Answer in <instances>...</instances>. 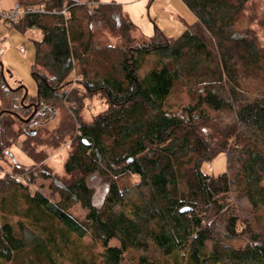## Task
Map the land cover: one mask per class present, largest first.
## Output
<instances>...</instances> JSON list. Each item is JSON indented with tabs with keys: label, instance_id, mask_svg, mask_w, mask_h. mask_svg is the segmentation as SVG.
Listing matches in <instances>:
<instances>
[{
	"label": "trees",
	"instance_id": "16d2710c",
	"mask_svg": "<svg viewBox=\"0 0 264 264\" xmlns=\"http://www.w3.org/2000/svg\"><path fill=\"white\" fill-rule=\"evenodd\" d=\"M182 1L196 20L178 37L158 25L143 37L114 1L17 0L46 10L10 22L43 34L38 92L21 103L25 88L8 87L0 66V157L16 142L36 162L43 146L71 149L64 175L46 164L30 175L49 193L0 177V264H126L135 251L136 264H264V0ZM76 60L81 86L67 97ZM179 92L188 101L177 105ZM96 94L108 106L87 120L84 97ZM221 153L226 169L207 172ZM96 173L108 178L101 196ZM20 194L30 221L8 215L6 198L17 206Z\"/></svg>",
	"mask_w": 264,
	"mask_h": 264
},
{
	"label": "rangeland",
	"instance_id": "374dc122",
	"mask_svg": "<svg viewBox=\"0 0 264 264\" xmlns=\"http://www.w3.org/2000/svg\"><path fill=\"white\" fill-rule=\"evenodd\" d=\"M112 1L122 5L123 9L129 14L130 18L136 25L135 34L142 35L143 37L153 35L155 25H158L167 36L178 37L186 29L187 25L196 20L195 14L182 0H98V2H90L89 5ZM16 5L17 0H0V6L4 9L13 8ZM42 36L43 34L40 29L32 28L22 31L10 22L0 18V62L4 65V74L7 83L11 87H16L20 84L25 85L28 89L29 95L32 97L36 96L38 92L37 81L32 73V66L36 53L35 41L42 39ZM21 48H23V51ZM73 68L72 76H75V78H73V82L70 85L71 89L67 91V97L73 96V88H79L81 86L79 79L81 78L82 68L78 60L74 61ZM78 93L83 95V90H79ZM187 101L188 97L185 92L178 94L174 98V102L177 105L180 103H186ZM64 103L67 109L71 108V101L65 99ZM107 106L106 99L103 97L99 98V95L97 94L88 97L86 96L84 97V106L81 113L85 119L91 120L95 114L105 110ZM74 119L77 128L79 119L75 117ZM57 122L56 119L50 124V126H55ZM20 138L22 139L23 137ZM43 148L46 150L47 156L42 162H36L34 158L23 150L20 142L14 143L11 146L13 157L9 156L7 153L0 157V177L9 174L16 181L24 180L25 182H28L33 190L32 192L36 189H40L45 193H49L50 188L48 179L35 176L36 179L33 181L30 180V175L42 164H46L50 167L52 172L61 176L64 175V164L71 149V141H67L57 148L47 146H43ZM14 160L18 161L26 170L23 172L16 171L14 169ZM203 168L211 174L223 172L226 169V154H219L212 163H204ZM23 174L24 177L17 180V175L22 176ZM91 181L96 188V192L101 196L104 187L108 182V178L103 174L96 173L91 178ZM232 195L233 204L237 207V211L241 214V217H251L248 205L245 202L246 200H243L240 203L237 197H235L234 194ZM20 196L21 198L19 199L17 206H14L12 203L11 196L8 195L6 198V203L8 202V215H12L11 220L14 222L22 216L25 217V219H28L27 216H29L27 214L28 205L26 204V200L23 195L20 194ZM242 207H244V209H242ZM17 209L19 210V213L17 212ZM71 212L75 216L83 218L87 213V210L77 203L71 208ZM33 214L36 217L38 214V216L43 217V214L41 215L37 211H33ZM214 218L215 215L213 214L211 219ZM46 219L48 218L46 217ZM28 221L30 220L28 219ZM72 236L75 237V234H72ZM80 242H82V246L87 250L89 248L88 244L91 241L89 237H85ZM112 243H116V241L114 240ZM100 250L101 247L97 246L96 251L98 252ZM131 256L132 258L133 256H137L136 251L133 252V255L129 254L126 256V264H136V260H134V258L132 260ZM8 264H13V262H9Z\"/></svg>",
	"mask_w": 264,
	"mask_h": 264
},
{
	"label": "built area",
	"instance_id": "2783aa9c",
	"mask_svg": "<svg viewBox=\"0 0 264 264\" xmlns=\"http://www.w3.org/2000/svg\"><path fill=\"white\" fill-rule=\"evenodd\" d=\"M45 11L46 10L43 6H38V5H27V6L16 5L15 7L10 9H4L0 6V18H3L8 22L16 23L28 14L42 13ZM62 12L64 15H66L65 10H62ZM21 50L23 51V48H21ZM22 177H24V174L22 176L17 175V180L21 179Z\"/></svg>",
	"mask_w": 264,
	"mask_h": 264
},
{
	"label": "water",
	"instance_id": "95a60500",
	"mask_svg": "<svg viewBox=\"0 0 264 264\" xmlns=\"http://www.w3.org/2000/svg\"><path fill=\"white\" fill-rule=\"evenodd\" d=\"M0 66H1V73H2V76H3L4 80H5L6 83H7V80H6V78H5V74H4V65H3L2 62H0ZM7 85H8V87H11L8 83H7ZM20 87H24V88H25V94H24V96H23L22 99H21V103H23V102H24V99H25V96H26L27 93H28V89H27V87H26L25 85L21 84V85L15 87V88H12V89L17 90V89L20 88ZM31 105L34 106V108H35L34 112H35L36 109H37V105L34 104V103H30V104H28V106H31ZM34 112H33L28 118H22V119H23L24 121H26V122L29 121V120L31 119V117L33 116ZM7 152H9V151H7ZM10 155L13 156V153L11 152ZM130 159H132V158H130ZM190 209H191L190 206H184V207L181 208V211H182V212H185V211H189Z\"/></svg>",
	"mask_w": 264,
	"mask_h": 264
},
{
	"label": "flooded vegetation",
	"instance_id": "af4514ba",
	"mask_svg": "<svg viewBox=\"0 0 264 264\" xmlns=\"http://www.w3.org/2000/svg\"><path fill=\"white\" fill-rule=\"evenodd\" d=\"M7 153L9 154V156H11V155H10V153H11V152H10V153H9V152H7ZM11 157H13V156H11Z\"/></svg>",
	"mask_w": 264,
	"mask_h": 264
}]
</instances>
